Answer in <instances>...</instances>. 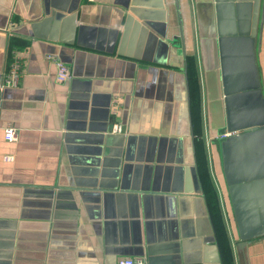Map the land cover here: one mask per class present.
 I'll list each match as a JSON object with an SVG mask.
<instances>
[{"label":"crops","instance_id":"0c3cea01","mask_svg":"<svg viewBox=\"0 0 264 264\" xmlns=\"http://www.w3.org/2000/svg\"><path fill=\"white\" fill-rule=\"evenodd\" d=\"M180 10L183 46L174 0H0V264H226L217 228L232 264H264V238L238 254L230 231L192 0ZM13 55L19 82L2 86ZM56 60L70 69L63 82Z\"/></svg>","mask_w":264,"mask_h":264},{"label":"water","instance_id":"95a60500","mask_svg":"<svg viewBox=\"0 0 264 264\" xmlns=\"http://www.w3.org/2000/svg\"><path fill=\"white\" fill-rule=\"evenodd\" d=\"M174 4L183 46L180 0ZM192 7L212 168L239 254L264 238V0ZM183 71L188 89L186 64Z\"/></svg>","mask_w":264,"mask_h":264},{"label":"built area","instance_id":"2783aa9c","mask_svg":"<svg viewBox=\"0 0 264 264\" xmlns=\"http://www.w3.org/2000/svg\"><path fill=\"white\" fill-rule=\"evenodd\" d=\"M56 74L55 78L59 82L67 80L70 76V69L67 64L56 60ZM21 74V60L17 55H13L7 72L2 79V86H16L19 82ZM113 131H120L118 124H113L110 127ZM19 135V128L17 126L7 124L3 129V136L6 141H16ZM117 264H148L146 259L142 256L121 257L117 260Z\"/></svg>","mask_w":264,"mask_h":264},{"label":"trees","instance_id":"16d2710c","mask_svg":"<svg viewBox=\"0 0 264 264\" xmlns=\"http://www.w3.org/2000/svg\"><path fill=\"white\" fill-rule=\"evenodd\" d=\"M195 60L193 57H187V71H188V80H189V87H190V94H191V110H192V117H193V124H194V133L200 134L199 129V82L197 71L194 64ZM196 149L198 152H201L200 142L196 141ZM201 165V164H200ZM211 186H205V190L208 194V201L210 206L213 204V196L211 194ZM213 208V207H212ZM217 236L219 240V244L222 250L224 262L226 264H232L230 259L229 249L223 247L221 243L222 232L221 228H217Z\"/></svg>","mask_w":264,"mask_h":264},{"label":"rangeland","instance_id":"374dc122","mask_svg":"<svg viewBox=\"0 0 264 264\" xmlns=\"http://www.w3.org/2000/svg\"><path fill=\"white\" fill-rule=\"evenodd\" d=\"M194 15V14H193ZM194 25H195V18H194ZM204 134H205V130H204Z\"/></svg>","mask_w":264,"mask_h":264}]
</instances>
